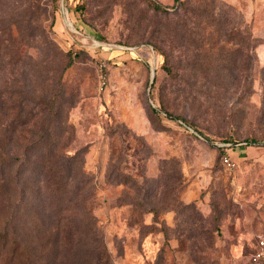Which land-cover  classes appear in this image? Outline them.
Segmentation results:
<instances>
[{"label": "rangeland", "instance_id": "obj_1", "mask_svg": "<svg viewBox=\"0 0 264 264\" xmlns=\"http://www.w3.org/2000/svg\"><path fill=\"white\" fill-rule=\"evenodd\" d=\"M156 1L0 0V264H264V0Z\"/></svg>", "mask_w": 264, "mask_h": 264}, {"label": "trees", "instance_id": "obj_2", "mask_svg": "<svg viewBox=\"0 0 264 264\" xmlns=\"http://www.w3.org/2000/svg\"><path fill=\"white\" fill-rule=\"evenodd\" d=\"M152 6L158 11H169L167 6H164L163 4H161L156 0H152ZM78 8H81V6H78ZM67 65L65 67H67ZM48 154H52L53 157L52 162L56 164V167L49 168V166H47V170H43V171L32 170V171H37V173L40 174V178L42 180L41 183L42 185L38 191V194H40L41 196L45 188V190L48 191V194H50V196L53 195L52 198H50L49 200H53L59 197L61 198V201L63 202L64 205H66V203L69 204V209H75L76 206L79 205L81 206L82 204H86V202L89 200V198L86 197V190L88 189L89 178L86 176V173H84L83 167L81 168L76 167L77 165L76 162L78 161V155L76 153L74 155H68L66 153L58 154L51 149L48 151ZM38 167H41V165ZM57 175H60L61 177V180L59 181L60 184L56 185L49 192L50 187L55 181V176ZM38 206L42 209L44 216H46L47 218L48 223L46 225L50 224L49 218H52L53 215L46 214V209L44 208V206H42L41 202L38 203ZM83 209L84 211L86 209L89 211V208H87V206ZM92 218L94 220L92 213H91V219L90 216L89 217L85 216L82 218L75 214L68 213V216L65 217L64 219L70 220L73 223V225L75 226L74 230L76 234L77 231L81 230L82 228H86V226L90 225L91 223H94ZM74 230L72 229L70 230L69 224L67 223L64 224L63 231L69 233L70 235L69 240L73 239L72 237L73 233L71 232H74ZM65 242L67 244V241Z\"/></svg>", "mask_w": 264, "mask_h": 264}, {"label": "crops", "instance_id": "obj_3", "mask_svg": "<svg viewBox=\"0 0 264 264\" xmlns=\"http://www.w3.org/2000/svg\"><path fill=\"white\" fill-rule=\"evenodd\" d=\"M228 227V225L224 224L221 228L222 240L223 236L224 240H220L218 244L222 243L224 245H231L234 249L241 251L242 249H244V246H242L244 243L242 241V237H244L243 229H246V225H244L243 223H236L234 230L231 232L228 231Z\"/></svg>", "mask_w": 264, "mask_h": 264}, {"label": "built area", "instance_id": "obj_4", "mask_svg": "<svg viewBox=\"0 0 264 264\" xmlns=\"http://www.w3.org/2000/svg\"><path fill=\"white\" fill-rule=\"evenodd\" d=\"M225 162L229 166H235V162L231 161L230 159L226 158ZM258 260L264 261V235L259 236L257 241V249L254 255Z\"/></svg>", "mask_w": 264, "mask_h": 264}, {"label": "water", "instance_id": "obj_5", "mask_svg": "<svg viewBox=\"0 0 264 264\" xmlns=\"http://www.w3.org/2000/svg\"><path fill=\"white\" fill-rule=\"evenodd\" d=\"M127 49H133V47H126Z\"/></svg>", "mask_w": 264, "mask_h": 264}]
</instances>
